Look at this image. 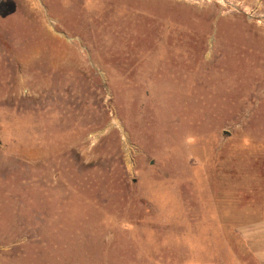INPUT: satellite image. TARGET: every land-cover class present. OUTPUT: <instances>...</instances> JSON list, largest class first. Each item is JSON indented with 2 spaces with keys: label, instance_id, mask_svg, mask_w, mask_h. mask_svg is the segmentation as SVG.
Segmentation results:
<instances>
[{
  "label": "rangeland",
  "instance_id": "rangeland-1",
  "mask_svg": "<svg viewBox=\"0 0 264 264\" xmlns=\"http://www.w3.org/2000/svg\"><path fill=\"white\" fill-rule=\"evenodd\" d=\"M0 264H264V0H0Z\"/></svg>",
  "mask_w": 264,
  "mask_h": 264
}]
</instances>
